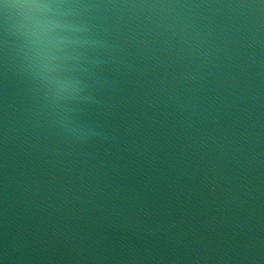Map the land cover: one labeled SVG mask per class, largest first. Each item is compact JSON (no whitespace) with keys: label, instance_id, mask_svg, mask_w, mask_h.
<instances>
[{"label":"water","instance_id":"water-1","mask_svg":"<svg viewBox=\"0 0 264 264\" xmlns=\"http://www.w3.org/2000/svg\"><path fill=\"white\" fill-rule=\"evenodd\" d=\"M0 264H264V0H0Z\"/></svg>","mask_w":264,"mask_h":264}]
</instances>
